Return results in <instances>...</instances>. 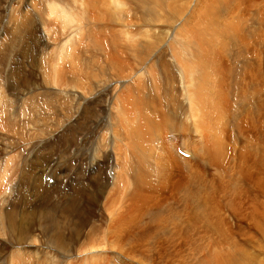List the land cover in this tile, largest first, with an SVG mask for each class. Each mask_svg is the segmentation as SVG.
Returning a JSON list of instances; mask_svg holds the SVG:
<instances>
[{"label": "bare ground", "instance_id": "bare-ground-1", "mask_svg": "<svg viewBox=\"0 0 264 264\" xmlns=\"http://www.w3.org/2000/svg\"><path fill=\"white\" fill-rule=\"evenodd\" d=\"M180 1L181 0H135V4L139 12L145 15V20L143 18L144 16L142 17L144 20L143 23L146 22V24L149 25L152 24L150 22H153L154 24L156 23V25H164L167 21L164 19L165 16H162V13L165 15L169 12L167 16L172 19L184 15V7L178 5ZM231 1V6L227 7L234 10V13L229 11L224 16L225 18H223L221 14L226 10L223 7L227 3L230 5ZM247 1L249 3V0ZM85 4L87 5V9L90 8V10L99 6L98 8L103 13L99 10L97 12L108 15V20L112 22V26H114L116 21L118 22V20L114 18H117L116 16L118 13H122V11L116 10V8L122 6L119 0H85ZM256 4L257 5H251V9L247 8L248 10L246 7H249V5L246 6L245 9H242V6L245 5V0H214V2L210 3L207 7L199 4L196 5L193 14L190 15V20L184 23V28L182 26V30L178 34V38L183 36L182 40H179L170 47L166 44V52H171L173 49V57H169L168 59L166 55H160L159 59L163 61L161 65L158 62V57L155 59H153L152 56L144 57L148 52L152 54L156 48L149 30L147 31L148 33L141 34L143 31L139 32L140 34L136 33L137 35H133V37L129 39L128 36H130V34L128 35V33L122 32V35L117 30L111 31L107 29L108 34H104L105 30H102L97 40L94 41L100 49V52L102 51V53H105L103 56L104 60H102L105 62L104 66L99 64L100 61L98 59H92L91 62H87L83 67L80 66L81 64L76 63L77 61L79 62V60L76 59L77 61L74 60L75 62L70 64L72 65L71 69H69L68 66L65 67L60 64V62L58 63L61 68H58L56 81L53 82V78L51 81L56 83L60 88L63 87L68 91H72L71 93H74L73 91L78 89L80 91H94V88L91 86L92 82H95L97 91L105 92L110 86V82L115 81V79H127L135 76V80L132 82L134 86H132L131 83V87H126L121 94L119 93L120 95L116 104L117 108L115 105L113 109L115 117L120 121L115 130V139L118 142L114 141L115 147H113L116 148L113 150L116 154L115 160L117 161V165H120V170L117 166L118 170H115L114 187L118 190H115L110 196L106 197L107 209L104 206V211H108L109 208L111 217L109 221H107L106 229L98 231L101 234L97 242L94 243L92 234H88L85 237V242L78 243L81 248L92 245L93 248L96 249V251H94L97 254H94V258L91 260L86 258L87 261H89L85 264H106L108 261L106 256L108 254L109 256L110 254H114L113 252H116L121 259L118 261L119 259L117 260V258H115L116 255L111 256L113 264H120L121 262V264H123L121 254L125 252L124 250L134 252V250L139 248L134 233L141 228L140 225L145 217L150 218L144 231L140 229L142 231L140 235L144 238L145 242L150 239L157 242L158 240H164L166 245L169 243L172 244L170 246H176L177 241L180 240L181 245L183 243L186 245L185 248L195 253L201 251L207 252L208 248L210 249V247H213V250L209 251L207 254L206 259L197 264H203V262L207 264H256L255 260L249 257L247 253L243 251L238 252L239 249L235 244L231 247L233 252H220V246L219 248L217 246L219 241H217V243L215 242L216 244L214 243V246L210 244L208 247H204L203 241L201 240L202 238H195L201 234L202 228L207 232H213L214 235L217 233H228V231L224 229L226 226L225 218L223 217L225 209L233 212L235 217L245 218L253 225V228L257 230V232L264 235V126L262 120L264 116H261L262 109L264 111V60L262 58L264 55V33L259 34L260 31L258 30L260 28L259 19L261 17H263L261 20L264 19V16L263 14L261 16L260 13H254L255 15L253 17L249 16V12H247L250 10L251 13L249 14H252V9H261L260 4L257 2ZM52 5L55 6L54 3ZM165 7L170 11H167ZM217 9L220 11L223 9V11L215 17ZM263 9L264 8H262L260 12H264ZM244 10H246V16L248 15L258 23L256 26L255 24H246L250 21L248 20L249 18H247L248 16L246 17L243 14L244 16L240 18V13ZM257 14L258 17H261L258 18ZM97 19L100 20L101 18ZM184 31H188L191 36L193 34L196 35L198 42L192 40L196 38L195 36H192L193 38L190 36V38L188 35H183ZM96 32L97 31H95V33ZM92 36L94 35L92 34ZM138 36L147 38L149 46L143 45L144 43L142 42L139 43L140 40ZM108 37L111 40H109ZM135 38H137L138 41ZM107 44L114 45L115 51H117L116 49L119 50V48H122L123 50H120V56L116 57V54L112 56L108 55L107 52H109V48L106 46ZM139 44H141V46ZM106 48H108L107 52ZM146 51L147 53H145ZM158 51L159 50H157V52ZM128 52L129 55L133 53L136 59L130 58L133 61H130L128 57H126L128 58L126 59L125 56H128V54H126ZM117 53L119 52L117 51ZM123 54L126 55L124 56ZM59 59H61V57H59ZM131 62H134L133 64L136 63V66L140 67L136 70L135 74L133 73L134 71H132L133 64L131 65ZM158 65L162 66V80L165 85V92L159 91V85H162V81L160 80L161 75L157 76ZM129 69H131L132 73L129 72ZM155 71L156 77L151 76V73ZM66 73H69V75ZM46 80L48 81V79ZM152 82L156 91L151 88ZM48 85L50 87V82ZM111 86L110 88L112 90ZM50 90L51 89H49V94L43 103L38 104L37 102H31V104H33V110L31 109L33 112H30L31 107H27L26 110L24 107V110H21L17 118H15V121L9 119L10 115L8 119L5 120L6 112H9L11 107H8V104L3 100L0 101L3 103L0 106L1 110H3L2 112L5 114V119L3 118L5 123L2 121L3 124L1 125L5 124V131H7L9 136L11 135V137L0 138V141H2L1 149L3 151L11 152V154L17 153L20 156L23 154L20 149L22 146L25 145L24 147H26L27 144L28 146L31 145L30 142L33 141V139L36 140L40 137L41 133L45 134L47 132L38 128L40 121L46 122V120L40 119L35 115L31 116L34 111L35 113L37 110H39L40 113H45L47 110H50V112H63L73 107L70 98H56L57 96H54V93V95L51 94L52 91ZM70 95L73 96V94ZM23 114H26L27 117L24 116L23 118ZM256 117H258V119ZM181 118H186V122H180ZM8 120L11 121L12 124H10ZM189 120L194 123L193 127H195V132L191 134L192 138H186V135L189 134L192 128V126L187 123ZM58 124L60 123L58 122L55 127L58 128ZM31 126L33 128L35 127L34 129L36 131L34 133L30 131L33 134L25 138L23 133L25 130H29ZM246 126L247 128L248 126L251 129L253 128L249 135L245 129ZM118 127L123 129V131L118 129ZM173 135L174 137L170 139L169 137ZM175 136H178L181 140V147L179 149L187 156L178 153L177 145H175ZM97 137H95V139ZM237 137H241V143H238L239 139L237 140ZM194 142L196 143L195 145L193 144ZM229 145H232L233 148L240 146L239 157L241 166L238 176L236 177L235 174L229 172L225 166V164L230 161L228 155ZM90 148H92V150L89 152L85 149V156L93 157L92 160L94 161L98 160L99 158L96 156L98 155V144L92 143ZM79 154L81 153L79 152ZM99 155H101V152ZM171 156L174 157V159ZM192 156L199 164L205 162V156L210 159V166L212 164L213 168L217 169L218 176L216 181L218 187H213L210 191L205 190L206 188L203 186L204 180L193 172L191 164L187 160H194ZM169 158H172L174 162L169 161ZM4 160L7 161V166L6 168L4 167L3 172H5V174L1 177L3 181L0 183V195H2L4 182L10 172L9 166L14 164V159H9L5 154H3L2 158L0 157L2 163ZM231 160H233L232 157ZM99 161H104V159L100 158ZM101 166V163H96L95 166L92 167L97 168V172L101 174L103 171L102 168H100ZM173 166L179 168L182 174H186V177H183L186 181L177 184L178 186L176 187L172 185L171 181V179H173ZM244 169L245 172H249L253 177H257L256 182L247 184L248 182L242 180L245 174ZM108 170H106V172ZM24 175L29 176L27 172ZM45 176L44 174L42 179H44ZM25 179L31 182L30 176L27 178L25 177ZM109 179L107 178V182L110 184ZM130 190L132 191L129 192ZM167 191H169V194H167L168 196L165 194ZM135 192L143 193V195L140 196L135 194ZM104 193L105 192H103L101 196H103ZM170 195L172 196L171 199H169ZM217 195L221 196V201L219 202ZM246 200H249L251 204L246 203ZM1 201L2 200H0V202ZM171 201H178L177 205L180 206V208H178L181 209L179 211H181L182 223L173 221L180 216L176 214L179 211L174 209V205ZM141 202H144L145 206L147 205L146 202H151L153 208L155 207V209L159 210L167 207V212L169 213L162 214L155 213L154 211L152 214L149 210L144 211L141 209V205H139ZM220 203L223 205H220ZM245 203L247 204V208L245 207ZM55 212L56 211H42L39 214V228L42 229L43 235L49 236L51 242L55 240V244H57L58 248L60 247L63 248L61 250H64L63 242L66 239V234L64 235L63 233V227L69 225L62 224V226L57 216H55ZM0 214L1 230L4 228L6 233H14V231L17 230L18 224L15 221L16 216L14 218L12 210L10 211L5 205L2 206L0 204ZM6 220L9 222V225L7 224L8 226H5L3 223ZM21 220L24 224L28 222L27 219ZM171 225H173V230L170 236L167 231ZM79 226L81 229H85L90 226V221L88 219L81 220ZM95 228V226L92 227V229ZM29 231V228L25 226L23 229H20L21 236L19 243L20 245L25 244L24 250H26V253H32V255L30 256V254H28L30 257H24L23 249L21 253L18 251L17 256L15 255L18 264H27L28 262L25 263L27 258L32 260V263L40 264L39 261H35L34 259L33 254L36 255V248L30 243L32 240L27 243L31 235H29ZM76 234L77 233H75V236ZM217 235L220 236L219 234ZM77 237H79V234ZM128 239H130V244L128 242L127 244L131 245V250L123 247V243L125 240L128 241ZM225 240L221 238L220 244ZM223 247L222 245V248ZM44 250H42V256L44 257V260H41L43 261L41 262L42 264H57V262H59L55 257H49L46 252L43 253ZM14 253H11V255ZM14 258L10 261L5 258V261H3L5 263H1L15 264ZM194 262L192 264H194ZM73 264L84 263L77 260V262L75 261Z\"/></svg>", "mask_w": 264, "mask_h": 264}, {"label": "rangeland", "instance_id": "rangeland-1", "mask_svg": "<svg viewBox=\"0 0 264 264\" xmlns=\"http://www.w3.org/2000/svg\"><path fill=\"white\" fill-rule=\"evenodd\" d=\"M119 1H121L122 6H119L118 8H116V10H120L122 11V13H118V15L116 16L117 18H114L118 20V22L116 21L118 24L115 22L114 26H112V22L108 20V15L102 14L103 12L98 8L99 6H96L91 10L90 8L87 9L85 0H0V90L1 88L3 90L0 91V101L3 100L8 104V107H11L9 112L5 111L6 116L5 114H3L4 112H2L3 110H1L0 107V138L11 137V135L9 136L7 134V131H5V124L1 125L4 122V116L6 117V119H4L7 120L10 115L11 118L9 117V119L15 121V118H17L20 111L24 110V107L25 110L27 107H31V112L33 110V104H31V102H37L38 104L43 103L45 98L49 94V89H51L50 91H52L51 94L54 93L55 95H53L57 96L56 98H70V100L72 101L71 105L73 106L72 108L66 109V112L58 111L59 113L57 111L50 112V110H47V112L45 113L41 112V115L39 110H37L36 113L34 111L31 116L35 115L40 119L46 120V122L40 121V123L38 124V128L47 132L45 134L41 133L38 139H33V141L30 142L31 145L28 146L27 144L26 147H24L25 145L22 146V148L20 149L24 155L22 154L19 156L17 153L11 154V152H5V150L3 151L1 149L2 141H0V157L2 158L3 154H5V156L9 159H14V164H12L13 166H9L10 172L8 173V176L3 185L2 196H4H0V200H2L0 204L2 206L6 205L8 210H12V212L14 213V218L16 216L15 221L18 224L17 230H15L14 233L12 232V234H9L8 232L6 233V231H4V228L1 230L0 221V264L5 263L3 262L5 261V258L10 261L13 260L14 257L16 262L15 264H18L16 256L18 251H20V253L22 252V249L24 257L29 256L28 254H30V256L32 255V253H26V250H24L25 244L20 245L19 243L21 236L20 229H23L24 226L29 228V235L31 234L29 236L30 238L27 240V243L32 240L30 243L36 248V255L33 254L35 261H39L40 264H42L41 262L43 261L41 260H44V257L42 256V250L45 249L43 253L46 252L49 257H55L56 260L59 261L57 262V264H73L75 261L77 262V260L85 264L89 260L94 258V254H97L95 253L96 249L93 248L92 245L81 248L79 244L85 242V237L88 234H92L94 243L97 242L98 238L100 239L101 234L98 231H103L106 229L107 221H109L111 217L109 208L108 211H104L105 208L107 209L106 197L110 196V194L115 190H118L114 187L116 175L115 170L117 171L118 167L120 170V165L118 166L117 161L115 160L116 154L114 153V150L116 148H113L115 147L114 143L117 141L115 139V130L117 129L120 121L115 117L113 109L117 104L118 97L121 92L126 87H131V83L135 80V76L127 79H115V81L110 82V86L112 84V90L109 86L105 90V92L97 91L95 88V82H92L91 86L92 88H94V91H80L78 89L76 91H73L74 93H71L72 91H68L63 87L60 88L58 85H56V83H53L54 81H56L58 68H61V66L59 67L58 63L60 62V64L64 65L65 67L68 66V68L71 69L72 65L70 64L74 63V60L76 59L79 60V62L76 60V63L81 64V67H83L87 62H91L92 59H98L100 61L99 64L104 66L105 62L102 60H104L103 56L105 55V53H102V51L100 52V49L94 42L95 40H97V37L99 34H101L102 30H105L104 34H108L107 30H117L122 35L123 33H128V35L130 34V36L127 35L129 39L132 38L133 35H137L136 33H139L141 31H143L141 34L148 33L147 31L149 30V33L152 36L153 44L156 48L158 47L157 50L159 51L157 52L156 48L152 54L151 52L147 53L146 51L145 53L147 54L144 55V57L152 56L153 59L158 57V62L161 65L163 64V61L159 59L160 55H166V58L168 59L169 57H173V49L171 50V52H166L165 48L167 47V45H169L170 47L171 45L177 43L179 40H182L183 36L178 38V34L181 32L182 26L184 28V23L190 20V15L193 14L195 6L199 4L201 6L207 7L210 3L214 2V0H181L180 2H178V5L180 7H184V15L179 18L175 17L172 19L171 17L167 16L169 15V12L165 15H163L162 13V16H165L164 19L167 21L164 25H156V23L154 24L153 22H150L152 24L148 25L146 24V22L143 23V21L146 19L145 15L142 14V12H139L136 7L135 0ZM251 1L249 0L248 3V1L245 0V5L242 6V9H245V7L248 5L249 7H246V9H251L250 7H252L253 5H257L256 2L260 4L261 9L264 8V0ZM53 3L55 4V6L52 5ZM228 4L229 3H227L223 7L226 10L228 9L227 11H224L226 13L223 12L221 14L223 18H225L224 16L229 11L234 13V10H231L229 7H227L231 6L232 1L230 2V5ZM165 9L167 11H170L166 7ZM261 9H252V14H249L251 13L250 10L247 12H249V16L253 17L255 15L254 13H260L261 16L262 14L264 16V12H260ZM98 10L102 13L97 12ZM221 11H223V9ZM221 11L217 9L215 17H217V15L221 13ZM137 12H139L140 14ZM245 13L246 10L242 11L240 13V18H242ZM249 16L247 18H249L248 20L250 21H248L246 24H255L256 26L258 23L251 19V17ZM142 17L144 18V20ZM97 18L101 19L98 20ZM261 18L259 19V34L264 33V19L261 20ZM95 31L97 32L95 33ZM92 34L95 37L92 36ZM183 35H188L189 37L191 36L189 35L188 31H184ZM192 36H195L196 38H193ZM192 36V40H196L198 42L197 36L194 34ZM137 38L135 39L137 41L139 39V43L142 42L144 43L143 45L149 46V41H147V38L142 36L138 39ZM108 39L111 40L109 37ZM139 45L141 46V44ZM106 46L109 48H106V52L109 50V52L107 53L111 56L115 54L116 57L120 56V50H123L122 48H119V50L116 49L119 52L117 53V51H115V47H113L114 45L107 44ZM126 54H128V56ZM126 54H123L124 56L126 55L125 58L128 57L129 59H136V56L134 57L133 53L132 55H129V52ZM59 57H61V59H59ZM262 58L264 60V55L262 56ZM131 59L130 61H133ZM133 63L134 62H131V65ZM55 64H57L58 66ZM136 65V63L132 65V71H134V74L136 70L140 68ZM160 65H158L157 67V76L161 75L160 80L162 81V85H159V91L165 92V85L162 80L163 70L162 66ZM129 70V72L132 73L131 69ZM66 74L69 75V73ZM151 76L156 77V71L152 72ZM46 79H48V81L50 79V87L48 85L49 82ZM51 79L53 82L51 81ZM132 86H134L133 83ZM151 88L155 90L153 82L151 84ZM70 94H73V96H71ZM73 102L74 105L77 106V108L73 105ZM2 104L3 103L0 102V106ZM263 112L264 111L262 109L261 116H264ZM24 116L27 117L26 114H23V118ZM256 118L258 119V117ZM263 118L262 120L264 126ZM8 122L12 124L11 121L8 120ZM58 122L60 124H58L57 128L55 126ZM180 122H186V118H181ZM187 123L190 124L192 128L190 129L189 134L186 135V138H192L191 134L195 132V127H193L194 123L190 120L187 121ZM32 128L33 127L31 126L29 130L24 131L23 135L25 138L36 131L34 129L35 127L33 129ZM248 128L246 126L245 129L247 131V134L249 135L253 128ZM118 129L123 131V129L119 127ZM30 131H32L33 133H31ZM97 135L99 138L97 137ZM95 137L97 138L95 139ZM171 137H174V135L170 136L169 138L171 139ZM175 138V145H177V148L179 149L181 147V140L178 136H175ZM237 140L239 141L238 143L242 142L241 137H237ZM92 143H95L96 145L98 144V155L96 156L99 159H104V161H99V159L95 160L96 163H101L102 165L100 167L103 170L102 172L100 171L101 174L97 172V168L92 167L96 164L95 161L92 160L93 157L85 156L84 154L85 149H87V152L92 150V148H90ZM193 144L195 145L196 143L194 142ZM239 147L240 146L233 148L232 145H229L228 155L231 162L228 161L227 164H225L229 172H233L235 174V177L238 176L241 166ZM79 152L81 154H79ZM100 152L101 155H99ZM231 157L233 158V160H231ZM172 158L174 159V157ZM172 158H169V161L174 162ZM192 158L194 157L192 156ZM187 160L190 162L193 172H195L199 177H202V180H204L203 186H205V190L210 191L213 187H218L216 181L218 176L217 169L213 168L212 164L210 166V159L207 156H205V162L203 164H199V162H197L195 158L194 160ZM6 166L7 161L4 160L3 163L2 161H0V173L2 172L0 174V183L1 181H3L1 177H3V175L5 174V172H3V169L4 167L6 168ZM106 170H108V173L106 172ZM22 171L23 175L26 174V172L27 174H29L31 182H29L28 179H25V177L27 178L29 176H23ZM96 173L99 174L97 175ZM44 174L52 180L51 182L54 183L52 184L49 180H47L46 176V178L42 179ZM185 175L186 174H182L179 168L173 166V179H171L172 185L176 187L178 186L177 184H181L183 181H186L185 178H183L186 177ZM107 178H110V184L109 182H107ZM256 178L257 177H253L251 174H249V172H245L242 180L244 182H248L247 184H251L256 182ZM131 191L132 190H130L129 192ZM101 192H105L103 196H101ZM135 194H138L140 196L143 195V193L138 192H135ZM165 194H169V191H167ZM170 196L169 199L172 198V196ZM219 201H221L220 195L218 196V202ZM171 202L174 205V209L176 211L181 210L179 209L180 206L177 205L178 201ZM245 202L251 204L249 200H246ZM246 203L245 207L247 208ZM146 204V206L144 202H141L139 204L141 205V209L144 211L149 210L152 212V214L154 213V211L155 213L162 214L169 213L167 212V207L159 210L155 209V207L153 208L151 202H146ZM220 205L223 204L220 203ZM42 211H56L55 216H57L60 224L69 225L67 227H63V233L64 235L66 234V239L63 242L64 250H61L63 248H58L57 244H55V240L51 242L49 236L42 234V229L39 228V214ZM176 214H178L180 217L174 219L173 221L182 223L181 211L177 212ZM223 217L225 218L226 222V226L224 229L227 230L228 233H217L220 235L218 236L217 234L214 235L213 232H207L204 228H202L201 234L198 235L199 237L197 236L195 238H202L201 240L203 241L204 247H208V245L210 244L211 246H214V243H217V241H219L217 243L218 248L219 246L220 248H222V245L224 246L222 249L219 248L220 252H233L231 250V247L233 246V244H235L239 249L238 252L243 251L247 253L249 257L255 260L256 264H264V235H261L259 232H257V230L253 228V225L245 218L235 217L234 213L230 212L227 209H225V211L223 212ZM21 219H27L28 222L24 224ZM85 219H88L90 221V226L85 229H81L79 226V222ZM149 220L150 218L145 217L140 225L141 228H137L138 230H136V233H134L139 244V248L134 250V252L124 250L125 252L121 254L123 264H192L194 261V264H197L204 261L209 251L213 250V247H210V249L208 248L207 252L201 251L195 253L190 249L185 248L186 245H184L183 243L182 247L180 240H178L176 243L177 247L170 246L172 244L169 243H167L166 245L164 240H158L157 242L150 239L145 242L144 238L140 234L142 231H144ZM3 223L5 226L9 225L8 220L4 221ZM94 226L96 228L92 229V227ZM171 226L167 231L170 236L173 230V225ZM75 233H77L76 236ZM209 233L212 234L210 235ZM78 234L79 237H77ZM221 238L223 240L227 238L228 239L224 242L222 241L220 244ZM129 240L130 239H128V241L125 240V242L123 243V247L131 250V245L127 244V242L129 243ZM11 253L14 254L11 255ZM113 253L114 254H110V256L109 254L106 256L108 258L106 264H113V259H111V256L114 255H116L115 258H117V260L119 259L118 261L121 260L116 252ZM86 258L89 260L87 261ZM31 261L32 260L27 258V261H25V263L28 262L27 264H35ZM203 264L207 263L203 262Z\"/></svg>", "mask_w": 264, "mask_h": 264}, {"label": "crops", "instance_id": "crops-1", "mask_svg": "<svg viewBox=\"0 0 264 264\" xmlns=\"http://www.w3.org/2000/svg\"><path fill=\"white\" fill-rule=\"evenodd\" d=\"M2 192V191H1ZM2 194V193H1ZM0 196H2V195H0ZM5 207L7 208V206L5 205ZM11 210V209H10Z\"/></svg>", "mask_w": 264, "mask_h": 264}]
</instances>
